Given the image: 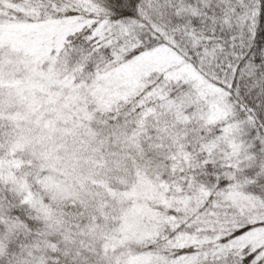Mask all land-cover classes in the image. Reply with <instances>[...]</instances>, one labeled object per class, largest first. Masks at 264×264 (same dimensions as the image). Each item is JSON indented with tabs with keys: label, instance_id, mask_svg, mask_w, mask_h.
Listing matches in <instances>:
<instances>
[{
	"label": "snow or ice",
	"instance_id": "1",
	"mask_svg": "<svg viewBox=\"0 0 264 264\" xmlns=\"http://www.w3.org/2000/svg\"><path fill=\"white\" fill-rule=\"evenodd\" d=\"M0 264H264V0H0Z\"/></svg>",
	"mask_w": 264,
	"mask_h": 264
}]
</instances>
